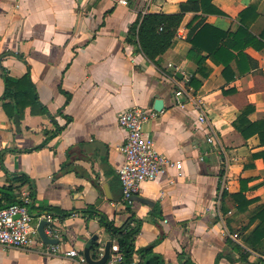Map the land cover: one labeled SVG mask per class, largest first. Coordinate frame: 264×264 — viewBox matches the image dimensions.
I'll return each mask as SVG.
<instances>
[{
    "label": "crops",
    "instance_id": "crops-1",
    "mask_svg": "<svg viewBox=\"0 0 264 264\" xmlns=\"http://www.w3.org/2000/svg\"><path fill=\"white\" fill-rule=\"evenodd\" d=\"M118 1L0 0V208L23 202L26 194L34 224L58 210L52 216L62 248L84 254L97 235L94 260L107 241L111 253L118 251L100 224L104 216L116 227L136 229L125 264H264V256L249 252L244 261L248 250L234 248L244 244L255 224L243 230L264 204V163L255 156L264 146L232 125L246 105L254 106L250 121H264V46L244 50L257 69L240 74L232 61L224 77L223 64L206 49L232 51L234 41L203 36L199 70L188 40L201 20L234 33L240 14L255 5L244 20L250 36L264 43V0H211L220 13H185L160 66L129 42V29L145 14L178 13L187 0ZM192 77L198 88L190 86ZM179 89L200 108L186 94L185 108L177 106ZM157 98L164 103L160 112L153 109ZM133 106L156 112L143 134L166 158L181 161L182 175L167 168L124 208L117 171L127 133L117 117ZM200 109L207 123L198 120ZM240 178L249 180L246 197L256 199L244 213L230 197L239 192ZM0 264L77 263L0 247Z\"/></svg>",
    "mask_w": 264,
    "mask_h": 264
},
{
    "label": "trees",
    "instance_id": "trees-1",
    "mask_svg": "<svg viewBox=\"0 0 264 264\" xmlns=\"http://www.w3.org/2000/svg\"><path fill=\"white\" fill-rule=\"evenodd\" d=\"M211 0H187L185 3L181 4L180 12L176 14H164V13H149L145 14L138 24H134L129 29V42L132 44H138L142 53L154 64L160 66V60L162 55L172 46L174 38L177 34V29L180 26L184 14L187 12H218L217 10L211 8ZM256 12V6L251 5L245 9L240 14V27L234 33H228L219 31L204 24L203 20L200 21V25L192 31L193 36L188 37L191 43V56L190 58L197 59L198 69H202L203 58H199L203 50V46L200 44V40L203 36H211V39H216V41L221 42L224 39L231 38L234 44L231 45L232 51H230L225 46L216 45L212 49H206L208 56L212 58L215 62H220L224 66V77L230 72V63L235 61L236 67L240 74H245L249 71L258 68V64L255 60L248 57L244 50L248 45H254L256 48H261L264 43L260 40L254 39L250 36L248 32V27L245 23L244 17ZM220 13V12H218ZM191 34V35H192ZM264 39V32L260 35ZM233 52H236L233 53ZM233 78V76L231 77ZM190 86L198 88L200 83H197L193 77L190 79ZM224 95H227L229 91H224ZM254 111V106L246 105L240 108V115L233 122V127L238 131L244 139H248L254 135H257L260 141V145L264 146V121H250L248 116ZM261 158L264 163V150L260 151L255 155ZM249 180L240 178V190L239 192L230 195L236 204V212L244 213L251 203L256 199H248L246 197L247 184ZM223 197H228L227 193L223 194ZM19 203L15 201L11 204ZM9 204V205H11ZM7 205V206H9ZM226 211L225 209H223ZM90 215L95 213L93 209H88L86 211ZM49 214L55 215L59 214L58 210H49ZM100 224L104 230L110 235L111 239H115L118 245V251L124 256V264L129 263L130 258L133 254V235L136 234V229H129L122 227H116L114 223L102 216L100 218ZM251 224H255L251 233L246 237L244 244L233 243L235 250L243 252L244 248L248 250L245 252L241 258L246 261V257L249 252L257 253L264 256V204L259 205L252 213L249 223L245 226V231ZM231 243V242H230ZM91 249H93L97 254L99 253V244L95 241L92 243Z\"/></svg>",
    "mask_w": 264,
    "mask_h": 264
},
{
    "label": "built area",
    "instance_id": "built-area-1",
    "mask_svg": "<svg viewBox=\"0 0 264 264\" xmlns=\"http://www.w3.org/2000/svg\"><path fill=\"white\" fill-rule=\"evenodd\" d=\"M118 2L121 5H127L126 0ZM184 94L186 93L183 89L174 93L175 104L180 108L186 106V101L181 99ZM186 97L187 101L192 102L188 94ZM192 104L200 108L198 103L193 101ZM155 116V111H146L137 106L118 114L117 123L127 133L125 142L119 147L124 162L117 171L121 184L120 205L124 208L134 204L135 197L143 183L154 181L167 168L174 169L178 176L182 175L181 161L166 158L158 151L155 142L143 134V124ZM198 120L201 123H207L206 115L201 109ZM208 142L213 143L214 138H208ZM22 201L0 208V247L2 249H19L46 257L62 255L77 264H88L83 254H79L74 249L62 248V235L55 228L51 214H42L34 224V217L29 209L30 201L26 194L23 195ZM41 220L48 222L43 228L45 236L57 239V244L46 243L39 236L38 225ZM102 253L103 249L101 255ZM105 264H124V256L120 251L110 252Z\"/></svg>",
    "mask_w": 264,
    "mask_h": 264
},
{
    "label": "water",
    "instance_id": "water-1",
    "mask_svg": "<svg viewBox=\"0 0 264 264\" xmlns=\"http://www.w3.org/2000/svg\"><path fill=\"white\" fill-rule=\"evenodd\" d=\"M180 74L177 73L176 76H179ZM164 107V103L163 100L157 98L156 100H154L153 102V109L157 112L162 111ZM48 224V222L46 220H41L39 222L38 225V234L41 237V239L46 242V243H51V244H57L58 240L57 239H50L48 237L45 236L44 232H43V228L44 226H46ZM98 239V236L95 235L92 237L91 241H96ZM90 247H87L84 249V257L86 258V261L88 264H105L106 261L108 260L109 256H110V252H111V242L107 241L105 243V246L103 248V253L101 255V257L97 260L92 259L91 255H90Z\"/></svg>",
    "mask_w": 264,
    "mask_h": 264
}]
</instances>
